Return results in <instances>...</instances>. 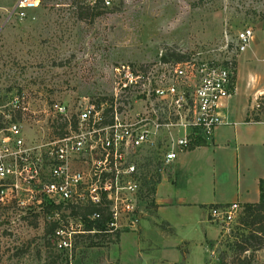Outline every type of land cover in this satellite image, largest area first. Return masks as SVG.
<instances>
[{
  "label": "rangeland",
  "instance_id": "rangeland-1",
  "mask_svg": "<svg viewBox=\"0 0 264 264\" xmlns=\"http://www.w3.org/2000/svg\"><path fill=\"white\" fill-rule=\"evenodd\" d=\"M16 1L0 0V92L23 100L22 121L33 143L48 142L66 128L55 112L58 104L70 115L88 101L144 109L145 88L124 89L117 72L123 66L151 67L165 57L178 61L172 54L223 61L233 56L237 34L255 31L264 20V0H112L107 7L87 0H44L24 20L10 18ZM258 104L262 108L253 117L264 120V99ZM183 134L180 129L171 133ZM161 136L172 141L165 130ZM159 170L161 181L162 164ZM153 212L151 205L145 221ZM48 222L0 216V264H216L243 232L238 220L228 235L212 223L186 230L178 220L171 232L162 220L159 227L143 222V232L78 237L70 258L51 246ZM207 240L214 242L206 248ZM256 264H264V250L256 254Z\"/></svg>",
  "mask_w": 264,
  "mask_h": 264
},
{
  "label": "built area",
  "instance_id": "built-area-1",
  "mask_svg": "<svg viewBox=\"0 0 264 264\" xmlns=\"http://www.w3.org/2000/svg\"><path fill=\"white\" fill-rule=\"evenodd\" d=\"M43 1L17 0L10 18L26 19ZM87 1L106 7L112 3ZM254 37L252 28L241 30L233 56L219 62L191 56L151 67L123 66L117 70L123 88H145L144 109L88 101L70 115L58 104L55 112L66 128L48 142L28 140L23 100L16 93L0 92V216L57 222L51 246L70 258L78 237L98 233L88 230L74 212L95 208L87 216L90 221L102 220L107 213L103 235L139 232L149 216L159 164L166 170L180 153L197 147L198 140L209 145L226 123L223 110L235 93L237 58ZM260 108L257 103L255 109ZM176 129L183 130V136H172ZM163 130L171 136L170 143L162 138ZM207 212L208 221L228 235L243 206L233 202L210 206Z\"/></svg>",
  "mask_w": 264,
  "mask_h": 264
},
{
  "label": "crops",
  "instance_id": "crops-1",
  "mask_svg": "<svg viewBox=\"0 0 264 264\" xmlns=\"http://www.w3.org/2000/svg\"><path fill=\"white\" fill-rule=\"evenodd\" d=\"M254 34L249 49L237 58L235 93L223 110L226 123L216 130L209 145L180 153L164 171L156 187L154 212L145 226L159 227L162 220L161 226L172 232L181 220L180 227L192 230L198 222L211 224L209 206L259 202L264 180V120L255 121L253 111L264 97V20ZM207 242L214 241L207 240L206 248Z\"/></svg>",
  "mask_w": 264,
  "mask_h": 264
},
{
  "label": "trees",
  "instance_id": "trees-1",
  "mask_svg": "<svg viewBox=\"0 0 264 264\" xmlns=\"http://www.w3.org/2000/svg\"><path fill=\"white\" fill-rule=\"evenodd\" d=\"M171 56L176 57L178 61L184 59V56L180 54H172ZM163 60L167 61L166 57L163 58ZM254 120L259 122L261 118L255 116ZM247 121H249V119H247ZM194 145L202 146L204 142L198 140ZM159 183L160 181L158 179L156 181V186ZM155 193L156 188H151L150 198L152 207L154 206V199L152 197L155 196ZM242 206L243 212L238 219V223L242 225L243 232L240 234V238L230 247V252H222L216 264H256V254L264 250V180L260 182L259 202L242 204ZM94 212L95 208L89 207L84 212H74V215L83 217L88 230L98 231L95 235H102L100 231H103L105 224L108 222V215L107 213H103L102 220H88L87 216L92 215ZM57 226V222H48L46 234L52 235Z\"/></svg>",
  "mask_w": 264,
  "mask_h": 264
}]
</instances>
